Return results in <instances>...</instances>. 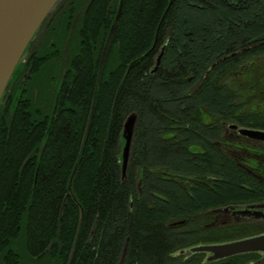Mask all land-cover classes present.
I'll return each mask as SVG.
<instances>
[{
	"label": "trees",
	"instance_id": "trees-1",
	"mask_svg": "<svg viewBox=\"0 0 264 264\" xmlns=\"http://www.w3.org/2000/svg\"><path fill=\"white\" fill-rule=\"evenodd\" d=\"M118 1L69 4L29 96L0 100V264H206L180 252L243 237L214 212L264 200L220 146L224 125L264 126L235 82L264 59V0H123L101 63Z\"/></svg>",
	"mask_w": 264,
	"mask_h": 264
},
{
	"label": "flooded vegetation",
	"instance_id": "flooded-vegetation-1",
	"mask_svg": "<svg viewBox=\"0 0 264 264\" xmlns=\"http://www.w3.org/2000/svg\"><path fill=\"white\" fill-rule=\"evenodd\" d=\"M73 2L74 0H58L48 12L18 62L1 96L0 100L3 98L2 104H8L11 109L14 103L18 105L20 100L23 101L29 96L31 88L29 83L32 82L30 79L31 60L33 62L36 50L43 46L48 37L52 36L51 33L56 32L57 29H53L58 28L63 12ZM53 37L56 39L57 34L55 33ZM238 73L239 76H243V82L249 84L252 92V101H250L246 110L264 113V72L259 69L247 71L245 67L244 70ZM37 79L39 77H35L33 82ZM34 93L37 92L34 90ZM243 121L239 120L223 126L222 137L224 140L220 146L232 162L247 175V181L244 180L240 184L242 188L264 189V141L254 140L239 133L241 129L264 132V126H245L242 123ZM248 125H251V123H248ZM214 215L216 221L218 220V223L225 228L240 227L243 230L241 233L243 237L236 240L264 235V200L230 205L214 212ZM247 254H255L259 260L255 263L247 262L245 264H264V253L252 252Z\"/></svg>",
	"mask_w": 264,
	"mask_h": 264
},
{
	"label": "water",
	"instance_id": "water-1",
	"mask_svg": "<svg viewBox=\"0 0 264 264\" xmlns=\"http://www.w3.org/2000/svg\"><path fill=\"white\" fill-rule=\"evenodd\" d=\"M57 1L58 0H0V99L26 47L48 12ZM122 5L123 0H119L117 11L101 56V63L105 60L109 41L118 25ZM163 52L164 47L161 48L155 58L152 72L158 67ZM93 112L94 106H92L89 115V124L92 120ZM135 120L136 117L134 114L129 115L126 118L122 129V139L124 141L121 154L122 177L125 176L129 161V151ZM239 133L254 140L264 141V132L261 131L241 129L239 130ZM76 170L77 166L73 168L67 184V193L72 198L71 183ZM80 211L82 212L81 209ZM252 252L264 253V235L226 243L198 245L187 250H182L180 254L190 255L204 253L206 256L205 263L210 264L233 256Z\"/></svg>",
	"mask_w": 264,
	"mask_h": 264
},
{
	"label": "rangeland",
	"instance_id": "rangeland-1",
	"mask_svg": "<svg viewBox=\"0 0 264 264\" xmlns=\"http://www.w3.org/2000/svg\"><path fill=\"white\" fill-rule=\"evenodd\" d=\"M73 14H76V11L75 12H73ZM256 63H257V67L259 68V70L260 71H263L264 72V59H262V60H260V61H256ZM244 75V74H243ZM243 76H239L238 78L239 79H235V82L236 83H238V84H240V86L242 87L241 89H244V88H248L247 86H246V84L243 82V80L241 79ZM244 91H246V90H244ZM243 91V92H244ZM245 94H246V92H244ZM247 95V97H251V94H246ZM246 95H244V96H246ZM245 98V97H244ZM251 101H252V99H251Z\"/></svg>",
	"mask_w": 264,
	"mask_h": 264
}]
</instances>
